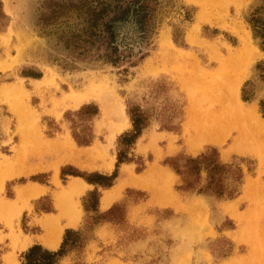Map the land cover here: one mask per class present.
Listing matches in <instances>:
<instances>
[{"label":"rangeland","instance_id":"1","mask_svg":"<svg viewBox=\"0 0 264 264\" xmlns=\"http://www.w3.org/2000/svg\"><path fill=\"white\" fill-rule=\"evenodd\" d=\"M130 1L0 0V264H21L30 247H45L43 219L58 215L56 197L77 180L86 187L75 197L81 212L74 224L62 221L56 250L69 229L83 232L85 247L61 264H264V254L252 256L264 215L252 212L239 222L222 210L232 203L241 214L251 208L249 181L260 183L264 198V150H231L234 131L223 145L193 153L185 129L193 106L219 104L210 96L212 76L249 46L253 62L239 95L264 121V0H135L143 12L139 38L123 47L107 29ZM133 117L144 128L127 150L128 161L117 167ZM212 150L231 167L225 185L235 192L232 198L201 193L205 171L190 179L194 189L187 188L171 166ZM116 171L110 188L87 182ZM127 174L132 180L104 208L106 192ZM28 187L45 193L19 196ZM95 190L98 211H87L84 201ZM99 215L106 219L94 224ZM194 224L196 236L186 234ZM23 239L30 241L27 248L14 247Z\"/></svg>","mask_w":264,"mask_h":264},{"label":"bare ground","instance_id":"2","mask_svg":"<svg viewBox=\"0 0 264 264\" xmlns=\"http://www.w3.org/2000/svg\"><path fill=\"white\" fill-rule=\"evenodd\" d=\"M199 1H201V0H199ZM215 2H216V0L213 2V5ZM219 7L221 8V6H219ZM220 8H218V9H220ZM201 12H203V11H201ZM204 16H202V17H204ZM202 17H200V18H202ZM167 40H169V38ZM170 45H172V44H170ZM249 48H250V46L245 48V49L242 48L243 52L241 51L240 54L238 53V55H233L232 57L230 56L231 58L228 61L225 60L226 62L222 63L223 65H222L221 69L218 70V72H215L214 76L211 75L212 76V78H211L212 89H211V95L210 96L212 97V99L214 101H218L219 104L213 105L211 107V109H204L203 103L201 101V109L197 108L196 106H193L191 108V110L189 112L190 120H189V122L185 128L186 132L189 135L187 146H188V149L190 152L198 153L200 150H202L201 148L206 144L223 145L234 131H236L238 133V135L235 137V139L231 145V148H230L231 150H234L238 153H254V154L261 153L264 150V121H263L258 109L252 105H248V104L242 102V100L240 99V95H239L240 87H241L243 81L245 80L246 76L248 75V68L251 66V64L253 62V55L250 53ZM240 61H243L244 64L239 63ZM196 78H197V76H196ZM205 79H206V76H205ZM187 86H189V85H187ZM83 96H84V94H83ZM84 99H86V98H84ZM17 105L18 104H16V106ZM216 106H217V109H216ZM17 109H18V107H17ZM14 110L16 111V109H14ZM18 115H21V113ZM22 116H24V113L22 114ZM103 118H104V116H103ZM21 120L23 122L22 126H24V124L26 125L24 117H21ZM26 129H24V127H22L21 131H23V133H26V131H27ZM122 129H123V127H122ZM23 136H25V135L23 134ZM65 144H67V143H65ZM62 147H64V146H62ZM98 154H99V152H98ZM95 156H97V155H95ZM99 157H101V156L99 155ZM68 158H66V159H68ZM73 162H75V161H73ZM103 165H105V164H103ZM105 166H107V168H109L108 165H105ZM82 167H83V165H82ZM108 170L110 171V168ZM10 172H11V169H10V166L8 165V166H6V169L4 171L5 177H7L8 176L7 174ZM54 177H55V179H54L55 183H58L57 182V180H58L57 179L58 178L57 167H55ZM131 177H133V176H131ZM131 177H130V174H127V177L120 182V185L117 186V188H115L113 191L106 192V195L102 198V206L104 208L108 207L111 204L112 193L114 191H118V189L120 187H122L126 183L127 180H129V179L132 180ZM163 177L167 178L166 175H164ZM0 181L3 182V177H1V176H0ZM81 182H83V181H81ZM81 182L79 183L78 180H77V182H72L66 188L65 191H62V193L56 197L55 204H56V207L58 208V215H46L43 219V222H42L43 227L46 229V236L44 238L45 240H44L43 244L46 246V248H48L50 250H54L60 245V242L62 239V234H63L62 221L66 220L68 222L67 224L71 225V224H74L77 221V219L79 218L81 209H79V207H80L79 203L75 202V197L78 196L79 190L82 188L81 186H84L83 183H81ZM259 184H258V182L254 183V182H250V181L248 183L247 196L246 197L251 202V205H250L251 208L245 214H243V213L241 214L239 212V210L236 209L234 203L225 204L223 206L222 210L225 213L235 217L237 220H239V222H242V220H244L246 218V216H244V215H252V212L256 213V212L260 211L261 215H264V198L262 196L261 187ZM82 189H84V188H82ZM43 193H45V189L38 188V187H28V188H25V189L19 191V196L26 197V198H30V197L33 198V197H38ZM239 215H243V216H239ZM247 220H248V216H247ZM75 226H76V224H75ZM248 226L249 225L247 224V227ZM254 227H255V225H254ZM194 229H195V231H194ZM196 229H197V227L195 228V224H194L193 226L191 225V226L187 227L184 230V232L186 234L188 233L189 235L196 236V234H197ZM245 231H246V229H245ZM241 236H244V235H241ZM245 238H246V236H245ZM256 241H257L256 243L254 242V240L252 241V242H254L253 245L256 246L255 250L252 249L253 250L252 256L254 257L253 260L260 259L259 255L264 254V229H263V232L259 234L258 240H256ZM29 244H30V241H28V240H25V239L20 240V241L17 240L16 245L14 247H21L22 249H25L29 246ZM259 251H261V252L263 251V253L256 255L257 253H259ZM9 264H16V263L9 259Z\"/></svg>","mask_w":264,"mask_h":264},{"label":"trees","instance_id":"3","mask_svg":"<svg viewBox=\"0 0 264 264\" xmlns=\"http://www.w3.org/2000/svg\"><path fill=\"white\" fill-rule=\"evenodd\" d=\"M261 69L264 70L261 66ZM261 110L264 117V101L261 102ZM133 131L129 134H125L121 137V141L125 146V150L119 152L118 163L128 161L127 150L131 147L138 137L141 135L144 128L140 121L133 117ZM173 169L183 177L184 182L187 184V188L194 189L190 179L200 178L203 171L207 173L208 184L204 189L205 192H211L217 195L219 198H232L235 192L228 191L225 185V176L231 168L229 165L224 164L220 159L216 150H212V153H205L196 158H188L183 165L171 164ZM228 169V171H227ZM117 171L111 176L93 175L87 177V182L95 185H102L105 188H110L113 182L117 178ZM242 179V171L238 169L235 175V181L239 182ZM100 195L98 191H93L89 194V197L85 199L84 206L87 211H98ZM106 219L105 216L99 215L94 218V224H99L102 220ZM91 229V227L89 228ZM85 247V238L83 232L79 230H66L63 242L58 250H49L42 245L36 244L30 247L21 256V264H61V259L71 251H80Z\"/></svg>","mask_w":264,"mask_h":264},{"label":"flooded vegetation","instance_id":"4","mask_svg":"<svg viewBox=\"0 0 264 264\" xmlns=\"http://www.w3.org/2000/svg\"><path fill=\"white\" fill-rule=\"evenodd\" d=\"M131 0L129 3L123 5V8L113 17L112 24L108 26V31L112 34L117 45H126L135 42L139 36H136L137 26L141 24L142 8L141 5L134 3ZM140 20V21H139ZM128 40V42L126 41ZM130 42V43H129Z\"/></svg>","mask_w":264,"mask_h":264},{"label":"crops","instance_id":"5","mask_svg":"<svg viewBox=\"0 0 264 264\" xmlns=\"http://www.w3.org/2000/svg\"><path fill=\"white\" fill-rule=\"evenodd\" d=\"M114 189H115V188H114ZM45 247H46V246H45ZM58 247H59V246H58ZM58 247H57V248H58ZM57 248H56V249H57ZM56 249H54V250H56Z\"/></svg>","mask_w":264,"mask_h":264}]
</instances>
